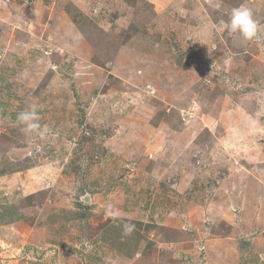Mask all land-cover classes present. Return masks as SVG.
Listing matches in <instances>:
<instances>
[{
  "label": "rangeland",
  "instance_id": "374dc122",
  "mask_svg": "<svg viewBox=\"0 0 264 264\" xmlns=\"http://www.w3.org/2000/svg\"><path fill=\"white\" fill-rule=\"evenodd\" d=\"M242 5L264 28V0H0V264H264Z\"/></svg>",
  "mask_w": 264,
  "mask_h": 264
},
{
  "label": "clouds",
  "instance_id": "9594fccd",
  "mask_svg": "<svg viewBox=\"0 0 264 264\" xmlns=\"http://www.w3.org/2000/svg\"><path fill=\"white\" fill-rule=\"evenodd\" d=\"M221 27L225 29L230 35L238 34L244 40L255 42L257 44L264 43V28L255 18L254 12L251 8L240 6L233 8L228 14V20L222 23ZM40 106L37 104H30L29 107L17 115V122L21 125V131L25 134H36L43 136L48 129L42 128L40 124ZM135 225L125 224L123 231L125 235L131 234Z\"/></svg>",
  "mask_w": 264,
  "mask_h": 264
}]
</instances>
